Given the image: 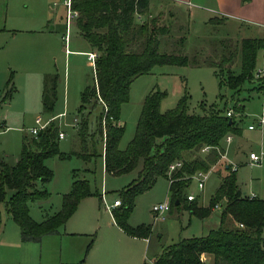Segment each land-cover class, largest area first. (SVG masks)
Returning a JSON list of instances; mask_svg holds the SVG:
<instances>
[{"label":"trees","instance_id":"obj_1","mask_svg":"<svg viewBox=\"0 0 264 264\" xmlns=\"http://www.w3.org/2000/svg\"><path fill=\"white\" fill-rule=\"evenodd\" d=\"M148 1L70 0L79 33L95 50L92 81L79 93L75 122L71 124V135L77 141L72 153L85 163L100 157L103 171L111 175L137 168L136 176L119 190L120 204L112 211L115 225L128 235L147 236L148 226L132 227L127 217L135 196L148 190L158 177L169 182V208L182 207L199 218L219 209L215 228L168 245L152 258L151 264H204L203 254L209 256V264H264V200L243 196L233 170L222 165L224 173L219 175L206 206H198L194 199L183 196L191 175L206 172L220 158L224 136L239 131L235 116L225 115L226 108L189 112L188 96L183 93L173 108L160 111L163 93L151 90L142 100L133 137L124 149L117 146L123 132L120 106L127 101L128 87L135 77L150 72L155 65H205L217 70L219 86L226 84L238 92L249 83L252 89H261L263 83L254 76V70L263 40L249 37L236 41L220 36L219 22L209 20L204 36L196 37L189 53L184 36L174 39L172 51H160L161 39L168 41L172 13L168 10L148 14ZM141 15L146 18L140 20ZM237 58L239 68L234 73ZM53 91L51 87L50 96L42 95L46 111L52 108ZM241 107L235 103L232 110L239 113ZM58 130L55 120H50L35 136L23 138L14 163L0 158V203L17 224L22 241H39L57 232L77 202L93 193L88 180L72 170L70 189L62 195L60 208L39 222L29 216L28 202L47 197L42 185L52 173L44 160L60 154ZM205 146L208 150L201 152ZM174 162L179 165L168 175V166Z\"/></svg>","mask_w":264,"mask_h":264},{"label":"rangeland","instance_id":"obj_2","mask_svg":"<svg viewBox=\"0 0 264 264\" xmlns=\"http://www.w3.org/2000/svg\"><path fill=\"white\" fill-rule=\"evenodd\" d=\"M62 1L0 0V27L4 24L6 28L49 30L41 36L11 37L8 33H0V158L13 163L23 138L32 137L28 130L36 126V116L44 121L62 112L59 118L53 119L64 134L57 140L60 154L44 160L52 173L42 185L47 197L28 202L29 216L39 222L45 213L50 215L60 208L62 195L70 189L72 170L88 180L93 193L77 202L57 233L44 235L39 241H22L17 224L7 213L4 203H0V264H80V259L83 260L81 264H151L152 258L168 245L204 235L209 228L216 227L219 209H212L203 218L182 207L169 208L162 218L153 217L150 211L153 204L167 202L170 206L169 182L165 177H158L150 189L137 196L127 217V224L132 227L140 224L149 227L145 239L128 235L111 223V213L105 205L119 199V190L136 176L137 168L111 175L102 171L100 157L85 163L72 153L77 141L71 135V122L80 91L92 81L93 65L87 59L89 47L78 31L76 16H71L65 28ZM168 10L172 13L170 34L168 41L161 39L159 50L172 51L174 39L184 36L185 50L189 53L196 37L204 36L203 21L177 7L173 0H149L150 14ZM145 18L146 15H141L139 19ZM27 41L36 42L34 58L25 59L21 55ZM207 52L208 49L204 53ZM238 68L237 58L232 71L237 73ZM216 74V69L205 65H155L150 72L135 77L129 84L127 101L120 106L119 123L123 125V132L117 146L124 149L133 137L142 99L151 90L163 93L160 111L173 108L183 93L188 96V111L193 113L209 108L232 109L235 103L239 104L242 107L235 114V121L241 133L224 147V156L235 167L241 194L264 199V124L261 128L246 130V125L254 124L261 113L264 116V101L261 100L264 88L252 89V84L245 83L236 92L226 84L219 86ZM51 87L54 99L51 110L46 111L42 95L50 96ZM250 152L258 156V163L249 164ZM226 163L220 156L207 169L201 189L195 178H191L183 192L185 199L187 194H192L198 206H206L218 184L216 175L224 173L222 165ZM83 167L89 170L83 172ZM101 192L103 197L99 198ZM9 193L7 191V195ZM261 236L264 238V228Z\"/></svg>","mask_w":264,"mask_h":264},{"label":"crops","instance_id":"obj_3","mask_svg":"<svg viewBox=\"0 0 264 264\" xmlns=\"http://www.w3.org/2000/svg\"><path fill=\"white\" fill-rule=\"evenodd\" d=\"M173 2L177 5V7L186 9L189 15L192 14L193 16L200 17V19L203 21L205 28L208 27L209 20H212L217 23L219 22L217 29H218V33L220 36H227V37H230L231 39L233 38L236 41H239L242 38H249V37L261 38L263 40V46L260 50H258L256 54L254 71L255 72L257 70L261 71V76L257 78H259V80L263 83L261 89L264 88V0H173ZM148 7H149V1H148ZM148 14L150 13L148 12ZM3 19H4V16L2 18V21ZM48 21H50V18L47 19V22ZM65 28H66V23H65ZM44 31H49V30L48 29L44 30V28H39V29L38 28L37 29H24V28H12V27L6 28L4 24H2V26L0 27V33H8L10 34L11 37H14L15 35H40L41 36L43 35ZM29 33H35V34H29ZM35 43L34 42L32 43L30 41L26 42L24 51L21 54L25 59H28V57H32V56L34 58L36 56L37 51H35ZM87 46L89 47V50L86 52L95 53V50L91 48L88 43H87ZM261 100L264 101V99L262 98ZM61 115H62V112L58 113L57 115H51V116L54 117L53 119H56V118H59ZM261 115L263 116L262 113L259 116ZM73 119H75V116L72 118V121ZM249 125H253V128H248ZM262 125L257 126L255 125V122L254 124H247L246 130L251 131V130L256 129L257 127L261 128ZM238 127H239V124H238ZM240 133H241V129L239 127V131L237 134H229L230 138L228 141H225L224 138L221 141V150H222L221 155L224 157V159L227 162L224 165V167L225 166H226L225 168L229 167L231 170L234 171V174L236 171L235 167H233V165L229 163L228 159L224 156V147L231 141V139L235 135H239ZM17 156L18 154L14 156L13 163L16 161ZM101 168L103 171L102 159H101ZM81 170H83V172H86L89 169L87 168L84 169L83 167ZM70 176H71V181H72V174H70ZM216 176L219 182L220 178L218 175ZM236 183H237V179H236ZM237 185L240 190L238 183ZM137 196H135L133 203L135 202ZM99 198H101V193L99 195ZM116 207L117 206H112L109 209L111 213V218H112V211ZM47 215L48 214L45 213L42 219H44ZM111 223L115 225L113 218H112ZM115 226L118 227L117 225ZM212 228H215V227H211L209 229H212ZM55 233H52V234H55ZM70 234H73V233L71 232ZM47 235H50V234H47ZM141 239L143 240L145 238L142 237ZM202 260L204 264L210 263L209 262L210 258L208 255L203 254ZM82 261L83 260L80 259L81 263Z\"/></svg>","mask_w":264,"mask_h":264},{"label":"built area","instance_id":"obj_4","mask_svg":"<svg viewBox=\"0 0 264 264\" xmlns=\"http://www.w3.org/2000/svg\"><path fill=\"white\" fill-rule=\"evenodd\" d=\"M62 3L64 5V7H65V23L67 25L69 23L70 19H71V16L72 15L76 16V12L73 11L70 8V0H63ZM64 40H66V36L65 35H64ZM94 58H95V53H93V52H88L87 53V59L89 60V62L92 63V65H93ZM254 76L255 77H260L261 76V71L257 70L254 73ZM261 98L264 99V94L261 95ZM235 114H236V112H234L231 108H228L225 111V115L226 116H231V115L235 116ZM53 118L54 117L51 116L49 119L42 121L40 116H36L35 119H34V123L36 124V126L30 127L29 130H28L29 133L32 136H35L36 133L39 130L43 129L48 124V122L50 120H53ZM74 122H75V119H73L72 124ZM263 123H264V117L262 115L258 116L256 121H255V125L261 126ZM248 128H253V125H249ZM63 136H64V134L62 133V131L58 130L57 138L61 139V138H63ZM229 138H230L229 134H226L224 136L225 141H228ZM207 150H208V147H206V146L201 148V152H205ZM248 161H249L250 165H253V164H256V163L259 162V158H258L257 155H255L254 153L250 152V153H248ZM178 165H179L178 162H174V163L170 164L168 166V175H169V171L172 170L174 167H176ZM206 177H207V173L206 172H201V171H197V172H195V173H193L191 175V178H195V180L197 181V187L199 189H201L203 187V182L206 179ZM102 197H103V192H101V198ZM193 198H194V196L192 194H187L186 195V199L187 200H192ZM119 204H120L119 199H115V200H113V202L110 205H105V208L109 210L112 206H118ZM168 210H169V204L167 202H161V203L153 204L151 206V208H150V211L152 212L153 217L160 216L161 218L163 217L162 215ZM239 225H241V224H239Z\"/></svg>","mask_w":264,"mask_h":264},{"label":"water","instance_id":"obj_5","mask_svg":"<svg viewBox=\"0 0 264 264\" xmlns=\"http://www.w3.org/2000/svg\"><path fill=\"white\" fill-rule=\"evenodd\" d=\"M231 122V120H228V123H230ZM226 167V166H225ZM177 202H175V204H176Z\"/></svg>","mask_w":264,"mask_h":264}]
</instances>
